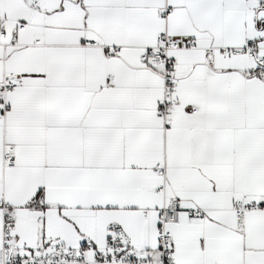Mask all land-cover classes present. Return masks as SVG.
Segmentation results:
<instances>
[{"label": "snow or ice", "instance_id": "snow-or-ice-1", "mask_svg": "<svg viewBox=\"0 0 264 264\" xmlns=\"http://www.w3.org/2000/svg\"><path fill=\"white\" fill-rule=\"evenodd\" d=\"M0 264H264V0H0Z\"/></svg>", "mask_w": 264, "mask_h": 264}]
</instances>
